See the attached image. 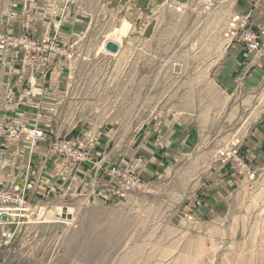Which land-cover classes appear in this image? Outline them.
I'll return each instance as SVG.
<instances>
[{"label":"rangeland","instance_id":"obj_1","mask_svg":"<svg viewBox=\"0 0 264 264\" xmlns=\"http://www.w3.org/2000/svg\"><path fill=\"white\" fill-rule=\"evenodd\" d=\"M236 2L0 0V72L59 60L68 76L58 127L70 135L26 128L103 180L42 198L0 184L31 209L0 224V264H264V144H248L264 125V76L247 81L232 61L238 46L264 52V20ZM90 132L114 156L101 166L78 140ZM56 140L88 160L69 162Z\"/></svg>","mask_w":264,"mask_h":264},{"label":"crops","instance_id":"obj_2","mask_svg":"<svg viewBox=\"0 0 264 264\" xmlns=\"http://www.w3.org/2000/svg\"><path fill=\"white\" fill-rule=\"evenodd\" d=\"M236 3L238 12H249L254 22H263L264 0H237ZM235 50L238 55H234L232 61L244 66V77L246 76L247 81L254 82L264 76V52L257 54L248 50L246 53L249 55L245 58V55L241 56L245 50L240 46ZM18 57L22 59L21 55ZM58 61L40 64L34 72L29 68L10 74L0 72V118L24 127L40 126L53 137H68L70 132L58 127L60 100L64 94V82L68 77L67 73L59 71L62 67ZM54 66L58 71H52L51 67ZM18 67L21 68L20 65ZM263 132L262 124L250 138L249 146L261 151L264 139L261 138L260 143H257L256 139H259ZM107 139L103 132H90L78 138L92 150L95 160L100 163L98 166L114 157L108 151ZM80 167V172L75 174L74 166L66 164L42 142L32 148L23 139L11 140L6 136L0 138V184L20 187L29 185L31 188L27 192L28 197L30 191L40 198L47 194L54 197L65 193L68 188L72 191L83 181L87 182L86 187L87 184L91 186L103 181L100 170L94 171L90 164ZM89 173L91 175L88 179Z\"/></svg>","mask_w":264,"mask_h":264},{"label":"built area","instance_id":"obj_3","mask_svg":"<svg viewBox=\"0 0 264 264\" xmlns=\"http://www.w3.org/2000/svg\"><path fill=\"white\" fill-rule=\"evenodd\" d=\"M247 21H244L246 25ZM251 34V33H250ZM252 48L257 49V36L252 33ZM261 38H264V30H262ZM11 40V38H10ZM9 41V40H8ZM22 40L20 43L23 44ZM17 44V42H15ZM0 49H3L4 43H0ZM11 44V42H9ZM20 44V45H22ZM18 45V44H17ZM14 45V46H17ZM26 45V44H24ZM29 47H35V43H28ZM6 136L11 140L25 139L31 145L37 144L38 141H41L45 138V132L39 128H26L21 124L11 123L5 119L0 118V138ZM56 148L65 155V159L69 162H86L88 160L87 154L82 151L80 147H77L71 142H66L64 140H56ZM117 179V178H115ZM115 181H118L115 180ZM123 190L126 189V186L122 187ZM20 190L11 189L0 186V224H8L14 222L17 218L24 217L26 213H29L30 204L28 203L25 195L19 193ZM5 218V219H4Z\"/></svg>","mask_w":264,"mask_h":264},{"label":"water","instance_id":"obj_4","mask_svg":"<svg viewBox=\"0 0 264 264\" xmlns=\"http://www.w3.org/2000/svg\"><path fill=\"white\" fill-rule=\"evenodd\" d=\"M105 48H106V51H108L110 53H118L119 50H120L119 45L114 43V42H111V41L106 43V47Z\"/></svg>","mask_w":264,"mask_h":264}]
</instances>
